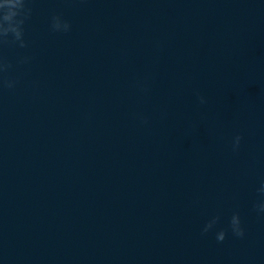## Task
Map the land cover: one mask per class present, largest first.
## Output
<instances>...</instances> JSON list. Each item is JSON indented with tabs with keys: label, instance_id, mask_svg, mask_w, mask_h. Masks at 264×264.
I'll use <instances>...</instances> for the list:
<instances>
[{
	"label": "clouds",
	"instance_id": "1",
	"mask_svg": "<svg viewBox=\"0 0 264 264\" xmlns=\"http://www.w3.org/2000/svg\"><path fill=\"white\" fill-rule=\"evenodd\" d=\"M32 9L28 6V0H0V44H19L21 48L27 47V43L24 40V28L25 21L30 18ZM51 29L53 32H68L71 29V25L68 21L63 20L61 16L55 15L52 17ZM9 36L12 37L9 40ZM11 67L10 64L0 60V73L7 72ZM14 81H5V85L9 88L14 87ZM201 104L206 103L203 96H198ZM143 119V118H142ZM146 122V121H144ZM242 137L236 135L232 142L233 150L236 151L240 147ZM264 194V184L258 190ZM257 211L264 212V202H260L254 206ZM219 217H213L204 227L203 231L207 233L210 229L216 225ZM228 227L233 235L236 237H243L245 235L242 227L241 218L239 213H233ZM226 230H220L216 234L218 242H223L226 238Z\"/></svg>",
	"mask_w": 264,
	"mask_h": 264
}]
</instances>
